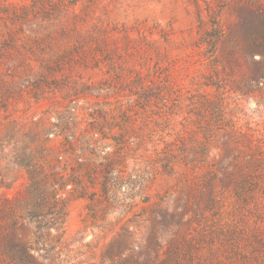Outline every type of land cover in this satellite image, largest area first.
Returning <instances> with one entry per match:
<instances>
[{
	"label": "rangeland",
	"instance_id": "374dc122",
	"mask_svg": "<svg viewBox=\"0 0 264 264\" xmlns=\"http://www.w3.org/2000/svg\"><path fill=\"white\" fill-rule=\"evenodd\" d=\"M54 188L47 264H264V0H0V207Z\"/></svg>",
	"mask_w": 264,
	"mask_h": 264
},
{
	"label": "trees",
	"instance_id": "16d2710c",
	"mask_svg": "<svg viewBox=\"0 0 264 264\" xmlns=\"http://www.w3.org/2000/svg\"><path fill=\"white\" fill-rule=\"evenodd\" d=\"M215 24H217L215 22ZM218 26H215L214 29L209 31L206 35H209L210 38L207 40V44L212 48H216L217 38L219 37V33H217ZM212 42V43H210ZM30 186L31 188L35 187L36 192H40V188L38 187L40 183L36 180L34 176V172H30ZM57 182V181H56ZM34 189V188H33ZM52 203L49 204L48 210L46 212L43 211H35L38 209H32L30 207H26V213L21 214L19 212V197H4V200L1 202L0 207V240H1V248H0V261L5 262L8 261L9 264H47L48 257L42 258L39 254V247L35 245V243H42L43 235L40 232H35L36 237H34V243H30L26 240H23L21 237V229H23L24 222L19 224V219L21 217L27 218V215L30 214L29 218L32 216L38 217H47L52 215L54 217L57 216L59 218L58 212L54 210L59 209L57 204L59 203V198L57 197L56 189H52ZM55 192V193H53ZM40 204V203H39ZM37 203V205H39ZM41 205V204H40ZM34 210V211H33ZM41 210V209H40ZM39 214H38V213ZM3 219H5L3 221ZM10 221V222H9ZM40 227V226H39ZM38 252V256L37 255ZM1 263V262H0ZM3 264V263H1Z\"/></svg>",
	"mask_w": 264,
	"mask_h": 264
}]
</instances>
